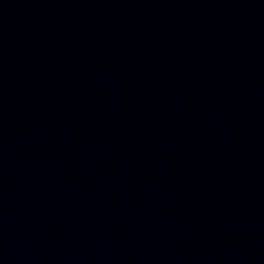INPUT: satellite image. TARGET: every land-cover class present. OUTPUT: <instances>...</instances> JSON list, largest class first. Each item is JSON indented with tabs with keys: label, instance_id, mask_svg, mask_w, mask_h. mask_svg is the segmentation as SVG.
<instances>
[{
	"label": "water",
	"instance_id": "water-1",
	"mask_svg": "<svg viewBox=\"0 0 264 264\" xmlns=\"http://www.w3.org/2000/svg\"><path fill=\"white\" fill-rule=\"evenodd\" d=\"M0 264H264V0H0Z\"/></svg>",
	"mask_w": 264,
	"mask_h": 264
}]
</instances>
